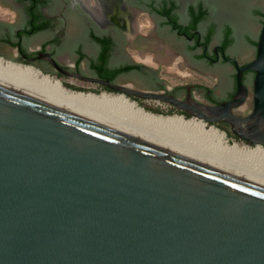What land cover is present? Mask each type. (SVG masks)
Returning <instances> with one entry per match:
<instances>
[{"label": "water", "instance_id": "95a60500", "mask_svg": "<svg viewBox=\"0 0 264 264\" xmlns=\"http://www.w3.org/2000/svg\"><path fill=\"white\" fill-rule=\"evenodd\" d=\"M161 5L180 18L178 0ZM202 9L206 38L229 40L226 60L235 68V93L216 104L82 75L47 52L38 57L68 78L223 123L246 144L263 145L264 0H211ZM22 27L0 20V42L12 51L51 49L69 66L96 63L84 41L62 40L61 27L37 24L33 36L17 41ZM161 54L166 58L165 48ZM246 70L251 88L242 82ZM248 98L247 113H234ZM0 264H264V186L0 83Z\"/></svg>", "mask_w": 264, "mask_h": 264}, {"label": "flooded vegetation", "instance_id": "af4514ba", "mask_svg": "<svg viewBox=\"0 0 264 264\" xmlns=\"http://www.w3.org/2000/svg\"><path fill=\"white\" fill-rule=\"evenodd\" d=\"M210 1L178 0L179 5L175 11L179 13L180 18L177 19L178 21L173 18L172 20L182 27H187L192 22L193 14L190 11L198 12L200 8L208 7ZM161 4L163 0L159 2L158 0H0V8L6 16L23 23V27L17 32V41L33 36L35 33L31 31L37 24L61 27L62 40L69 46H72L76 40L84 41L87 55H94L96 63L94 65L87 63L85 68L76 63L69 66L60 62L57 56H53L51 49L38 48L35 51H28L19 46L16 51H12L2 42H0V54L30 64L48 74L64 76L49 62L38 57L39 53L47 52L66 70L108 79L111 83L121 86L163 92L179 100L190 93L197 101L206 104L229 100L235 93L236 84L234 64L226 60L230 58L226 47L212 43L206 38L201 27L204 18L199 20L189 32L176 31L168 23L158 24L155 16L164 17L159 13L164 10ZM142 14L153 21L150 27L139 23ZM165 19L167 21L168 18ZM145 27L148 29L143 30ZM163 34L172 36L176 41L175 45L162 41ZM152 39H157L161 44L150 45ZM234 47L236 52L240 50L238 44L234 43ZM164 48L167 55L162 59L161 53ZM21 55L30 60L22 58ZM142 57H149L152 61L149 63ZM236 57L234 59L237 62L245 63L240 62L238 56ZM171 62L174 63L173 69L177 70L180 64L198 76L212 80V86L205 87L199 82L167 84L160 70L165 65L169 66ZM231 71L233 74H230ZM176 75L179 76L177 72ZM228 76L231 77V86L227 85ZM252 78L251 70L243 72L242 82L248 88H251ZM92 84L98 88L103 87ZM165 106L173 109L167 104ZM217 124L225 128L223 123Z\"/></svg>", "mask_w": 264, "mask_h": 264}, {"label": "bare ground", "instance_id": "6f19581e", "mask_svg": "<svg viewBox=\"0 0 264 264\" xmlns=\"http://www.w3.org/2000/svg\"><path fill=\"white\" fill-rule=\"evenodd\" d=\"M168 65L173 68L174 63ZM0 83L264 186V146L229 144L224 132L202 120L153 113L118 93L70 90L37 69L3 58H0Z\"/></svg>", "mask_w": 264, "mask_h": 264}, {"label": "rangeland", "instance_id": "374dc122", "mask_svg": "<svg viewBox=\"0 0 264 264\" xmlns=\"http://www.w3.org/2000/svg\"><path fill=\"white\" fill-rule=\"evenodd\" d=\"M145 19H146V16L145 15H140V22L139 23L146 24V25H148V27H150L149 22H146ZM148 27L143 28V30L148 29ZM176 72L179 74V76L176 75ZM43 73L44 74H47L45 72H43ZM160 74L161 75H165V77H163V79L166 81L167 84H172V83H175V82L183 83V81L184 82H199V83L203 84V86H205V87H210L213 84V81L212 80H208L205 77L198 76L197 74H195L191 70H187L186 68H184L180 64H179V67H178L177 70L176 69H173V68H170L169 66H166L165 65V66H163L161 68ZM48 75L51 78H53V79L59 80L61 84L70 83L72 85H75L77 87H81V88L87 90L86 92L90 91V92H94V93H99L101 91H105V92L107 91V90H105L103 88L95 87V85H93L92 83H86V82L78 81V79H75V78H68V77H64V76H58V75H55V74H52V73H49ZM65 88H67V87H65ZM67 89H69V88H67ZM107 92L108 93H112V94H117V93H114V92H111V91H107ZM129 99L132 100L131 98H129ZM134 102H136V104H138L139 106H141L144 109H146L148 107H159L162 110H167L168 109L165 106V104H163V103H157L155 101H149V100L148 101L147 100L139 101V100H134ZM250 105H251L250 98H248L246 100V102L242 106L236 108L234 111L236 113H238V114H246L247 111L250 108ZM146 110H148V109H146ZM172 114H180V113L175 111ZM164 115H166V114H164ZM167 115H170V114H167ZM185 118H188V117H185ZM207 125L209 126L210 124L207 123ZM213 125L216 128H218L220 131L224 132L225 139L228 141L229 144H232V143L235 142L239 146H244V145L245 146H251V145H248L245 142L240 141L239 139H237L233 134H231V132L228 133L227 130L224 129L223 127L218 126L217 124H213ZM262 146H264V144Z\"/></svg>", "mask_w": 264, "mask_h": 264}, {"label": "trees", "instance_id": "16d2710c", "mask_svg": "<svg viewBox=\"0 0 264 264\" xmlns=\"http://www.w3.org/2000/svg\"><path fill=\"white\" fill-rule=\"evenodd\" d=\"M160 15H163L164 17H166V18H168L167 19V23L168 24H170L171 26H172V28L173 29H175L176 31H180V32H182V31H187V32H189V31H191V28L192 27H194L196 24H197V22L199 21V20H201L203 17H204V11H203V9H201L200 8V11H198V12H191L193 15H192V22H190V24H189V26H187V27H182V26H180L177 22H174L173 20H172V18H170V12H169V10L168 9H165V10H161L160 12ZM264 17V16H263ZM229 45V40L228 39H226L225 41H224V45L223 46H225V47H227ZM255 45H256V41H255ZM255 45H254V47H255ZM42 73L44 72V71H41ZM45 73H47V72H45ZM48 74V73H47ZM58 76H61V75H58ZM62 85H64V87H67V88H69V89H71V90H76V91H84V92H86L87 90H85V89H83V88H81V87H77V86H75V85H72V84H70V83H64V84H62ZM101 88H103V89H105V90H107V91H109L108 89H106L105 87H101ZM132 100H138V99H135V98H131ZM146 109H148V111H151V112H153V113H157V114H172V113H174L175 112V110L174 109H167V110H162L161 108H159V107H148V108H146ZM145 109V110H146ZM171 112V113H170ZM176 112H179V113H181L180 111H176ZM184 117H188L187 115H185L184 114ZM214 124H217V123H214ZM218 125V124H217ZM218 126H220V125H218ZM221 127H223V126H221ZM224 128V127H223ZM225 129V128H224ZM227 132L228 133H230V131H228L227 130Z\"/></svg>", "mask_w": 264, "mask_h": 264}, {"label": "crops", "instance_id": "0c3cea01", "mask_svg": "<svg viewBox=\"0 0 264 264\" xmlns=\"http://www.w3.org/2000/svg\"><path fill=\"white\" fill-rule=\"evenodd\" d=\"M145 15V14H142ZM0 20L5 21V22H9L12 24H15V19L11 18V17H7L5 12L0 8ZM146 22H149L148 17L146 16L145 19Z\"/></svg>", "mask_w": 264, "mask_h": 264}]
</instances>
